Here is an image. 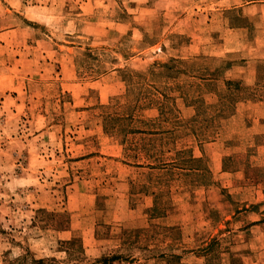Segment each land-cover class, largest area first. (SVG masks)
Listing matches in <instances>:
<instances>
[{
  "label": "rangeland",
  "instance_id": "374dc122",
  "mask_svg": "<svg viewBox=\"0 0 264 264\" xmlns=\"http://www.w3.org/2000/svg\"><path fill=\"white\" fill-rule=\"evenodd\" d=\"M231 29L264 39V0H0V264H264Z\"/></svg>",
  "mask_w": 264,
  "mask_h": 264
},
{
  "label": "crops",
  "instance_id": "0c3cea01",
  "mask_svg": "<svg viewBox=\"0 0 264 264\" xmlns=\"http://www.w3.org/2000/svg\"><path fill=\"white\" fill-rule=\"evenodd\" d=\"M245 31L243 29H231V52L248 50L249 53H253L252 57H256L257 59L264 58V39H258L257 44L249 47L246 42H244V35L242 32ZM244 36V37H243ZM243 43V44H242ZM249 57V58H252ZM248 58V57H246Z\"/></svg>",
  "mask_w": 264,
  "mask_h": 264
},
{
  "label": "trees",
  "instance_id": "16d2710c",
  "mask_svg": "<svg viewBox=\"0 0 264 264\" xmlns=\"http://www.w3.org/2000/svg\"><path fill=\"white\" fill-rule=\"evenodd\" d=\"M229 84H230V82H229ZM233 83H232V81H231V85H232ZM104 260V259H103Z\"/></svg>",
  "mask_w": 264,
  "mask_h": 264
}]
</instances>
